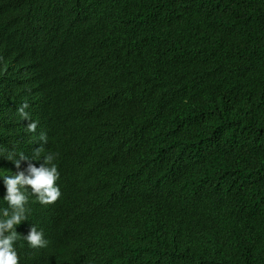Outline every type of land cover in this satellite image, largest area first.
I'll list each match as a JSON object with an SVG mask.
<instances>
[{"label": "clouds", "instance_id": "obj_1", "mask_svg": "<svg viewBox=\"0 0 264 264\" xmlns=\"http://www.w3.org/2000/svg\"><path fill=\"white\" fill-rule=\"evenodd\" d=\"M75 1L0 0V32L3 34L0 40V99L6 95L4 101L7 103L0 109V128L9 141L22 143L21 149L15 151L0 150V264H32L36 260L32 255L22 256L21 248L15 247V243L20 241L18 239L36 252L35 248H45L47 241L61 245L63 241L84 239L83 235L98 244L88 250L55 252L53 257L41 264H175L187 249L179 234L199 220L221 231L224 225H236L243 213L248 230L264 225V195H260L264 192V165L261 163L254 166L255 170L244 186L252 193L225 192L218 204L214 202L221 187L219 175L226 174L231 152L245 151L254 138H241L235 124L225 119L220 121L216 115L202 116L195 110L193 119L183 118L181 107L168 97L167 60L153 48L147 51L140 48L142 44L165 34L191 6L175 3L171 9L159 8L152 0L141 5H125L129 12L144 20L137 32L129 30L131 21L126 10L111 14V17L121 15L120 23L108 16L97 15L88 32L79 35L84 40L76 49V59L79 60L75 59L71 64L69 71L75 74L69 82L55 63L40 64L50 60L46 56L35 57L33 26L26 21L14 24L13 8L19 7L30 15L32 23L41 30L50 28L39 38L52 42L65 39V32L76 34L87 27L69 29V20L77 19L72 12L78 13ZM248 3L252 12L250 22H244L233 11L230 13L233 23L226 28L233 55L216 54L206 58L215 93L225 115L251 117L255 112L251 86L257 80H264V0H249ZM156 11L164 13L165 18L154 15ZM97 26L109 31H122L129 36L132 33L128 51L116 57L113 50L107 49L110 43L107 36L103 35L106 43L91 36ZM250 31H256V38L248 45L245 36ZM99 50L104 55H100ZM91 56L99 57L101 66L86 64ZM81 57L85 59L82 62ZM79 63L82 72L76 75ZM45 65L47 70L41 82H45L44 88L51 82L60 83L51 84L53 90L69 84L90 96V105L82 106L75 113L81 116L90 110L93 116L84 115L80 122H67L70 130L78 127V133H89L91 123L94 120L98 122L96 131L92 130L89 146L77 142L75 149L78 157L70 158V161L81 162L80 168H75L83 171L78 185L85 183L87 188L72 193L78 196L69 200L64 198L58 204L48 206L50 221L47 227L43 225L38 229L33 224L28 229L21 223L28 219V199L34 197L42 205L56 201L61 195L56 181L69 172V148L62 160L57 152L59 159L54 162L56 153L46 151L48 147L54 149L55 141L47 140L45 133H39L37 147L34 138L28 141V149L25 139L27 133L36 131V119L41 111L46 112L50 107L51 112L62 109L59 111V123L62 124L65 123L63 116L69 105L58 108V104L51 103L55 99L49 100L45 94L41 111L36 114V109L34 115H29L27 101L18 106L15 100V94L21 92L26 84L27 72L32 73L34 66ZM23 73L24 81L21 79ZM27 90L25 87L22 94L26 96ZM38 91L34 90L35 93ZM132 102L141 109L140 130L137 132L130 128L134 121L126 120L119 113L122 107L128 109ZM10 103L15 104L13 110H7ZM158 112L163 115L161 119L156 117ZM21 120L24 121L23 129ZM149 131L156 132L159 140L154 139L156 151L149 159V167L143 171L145 181L143 184L126 182L125 168L135 162L128 158V154H146L148 140L144 133ZM20 134L23 138L19 137V140L17 136ZM80 146L84 150H80ZM41 153L43 163L38 166L35 162L40 159ZM8 161L16 169L9 168ZM21 161L33 163L29 162L24 170H20ZM5 167L8 170L3 169ZM198 189L203 192L200 199L197 198ZM144 197L147 198L146 203L139 211L137 206ZM133 216L138 218L139 227L131 232L125 222ZM76 219L91 222H85L87 229L79 233L70 228L69 223L64 224ZM118 230L123 233L118 235ZM113 233L118 236L109 239ZM215 240L217 246L230 255L246 247L238 242ZM49 249L53 248L50 246ZM189 250V262L196 264V253L190 247Z\"/></svg>", "mask_w": 264, "mask_h": 264}, {"label": "trees", "instance_id": "obj_2", "mask_svg": "<svg viewBox=\"0 0 264 264\" xmlns=\"http://www.w3.org/2000/svg\"><path fill=\"white\" fill-rule=\"evenodd\" d=\"M148 0H76V9L78 11L72 12L76 15V18L69 20V29L72 27L81 29L82 26H87L82 32L73 34L65 32V39L52 42H44L39 38L40 35L46 34L50 28L40 29L34 23L30 15L25 14L21 8L14 7V24L19 22H29L32 24L35 39L33 45H35L34 55L35 57L46 56L48 60L55 63V65L63 71L67 79H70L69 70L72 61L75 60L74 55L79 44L84 40H80L81 37L76 39L75 37L87 33L90 25L95 23L97 15L108 16L111 20L121 22V15L111 17V14L120 10H126L127 18L131 21L130 31L137 32L143 23L141 17L133 15L129 12V8L125 5H141ZM157 7H165L171 9L175 3H181L186 6H191L190 9L177 18L173 26L169 28L165 34L153 38L151 41L142 44L140 48L143 51L154 49V51L163 56L168 62L169 71V89L168 97L170 100L175 101L183 112V118L193 119V111H198L202 116L216 115L222 121L225 119L227 122L235 124L239 130L240 136L243 139L254 138L249 142L245 151H233L231 152L226 167V174H220L221 187L219 192L215 196V204L219 203L222 199V195L225 192L231 193V191H237L241 195L252 193L249 189H245V184L249 182V175L255 170V165L259 163L264 165V80H257L251 86V93L253 96V104L255 112L251 117L247 116H235L229 114H223L222 105L219 102L217 94L213 86V76L209 72L206 58L216 54H228L233 55L231 47L228 44V31L226 27H229L233 23V16L230 14L232 11L244 22L251 21V6L248 3L249 0H152ZM160 19L165 18V14L159 11L153 13ZM3 19L5 18L2 15ZM107 36L110 39V43L107 49L113 50L116 57H121L128 51V45L130 44V36L128 33L122 31H109L96 27L91 36L98 37L102 43H106V39L103 36ZM256 38V31H250L245 39L247 44L250 45ZM44 48L38 49V47ZM79 60V59H76ZM253 60V58H252ZM264 70V67H263ZM77 101L83 105H90L89 100L85 96H78ZM262 106V107H261ZM122 107L120 114L126 120H133L131 130L139 131L141 123V109L135 103L132 102L128 109ZM93 116V112L88 110ZM157 119H161L163 115L158 112ZM98 120H94L89 126V133H78L77 128L72 129L70 132V125H66L67 122L62 125L67 127L65 132L78 133L76 137H81L80 143L84 142L89 146V141L92 138V130L96 131L95 126ZM57 127V125H56ZM54 127L53 129H55ZM148 140V150L146 154L136 153L128 154V158L135 161L132 165L125 168L124 181L135 182L143 184L145 177L143 171L147 169L148 162L151 155L156 151V144L154 139L159 140L156 136V132L144 133ZM57 135V133H56ZM262 137H257V136ZM256 137V138H255ZM58 138L55 140L54 147L57 146ZM6 138L5 131L0 128V150L7 152L21 149L22 143L19 141L17 144L11 142ZM19 147H18V146ZM28 147V146H27ZM69 148V147H68ZM29 149V147H28ZM58 150H61L58 152ZM62 160L64 152V146L58 149ZM84 150V149H83ZM81 188H87V184L80 185ZM260 195H264L261 192ZM78 196V194H69L65 198ZM203 196L201 190H197V198L200 199ZM132 219L131 217H129ZM133 220V219H132ZM247 218L242 213L240 221L236 225L223 226L221 231H216L211 227H208L202 220H199L194 225L183 230L179 237L181 241L187 245V249L184 254L177 260L175 264H194V261L189 262L190 250L193 249L196 253V264H264V225L258 226L252 230H248ZM139 227L138 219L135 226L129 229L132 232ZM128 229V230H129ZM123 233L118 230V235ZM116 235L115 237H117ZM194 239V240H193ZM225 242H238L242 243L246 247L238 249L234 254H228L223 252V249L217 246L216 240ZM193 240L190 244L189 242ZM189 244V245H188ZM21 254L25 256H33L34 251L22 247Z\"/></svg>", "mask_w": 264, "mask_h": 264}, {"label": "water", "instance_id": "obj_3", "mask_svg": "<svg viewBox=\"0 0 264 264\" xmlns=\"http://www.w3.org/2000/svg\"><path fill=\"white\" fill-rule=\"evenodd\" d=\"M70 16V15H69ZM3 34L1 35L0 32V40L2 38ZM81 36H76L75 38L78 39ZM84 38L81 37L80 40H83ZM31 43V42H30ZM47 46V45H43L42 47ZM100 55H104L102 50H99ZM20 55V54H17ZM74 58H78L77 55H74ZM81 62L84 61V57H81ZM100 58H95L94 56H91L90 59L86 60V64L89 65H93L96 67L97 66H101V62L99 61ZM74 61V60H73ZM72 61V62H73ZM18 62V61H17ZM15 61V63H17ZM24 63L23 61L18 62V64H22ZM54 62L51 61H41L40 64H51ZM35 70L32 73H28L27 79H26V84L24 83V85L22 86V90L27 87V95H23L22 94V90L19 93L15 94V100H17V104L18 106L21 104L22 101H27L29 107L28 112L29 115L31 114H37L41 111V109L43 108L44 104H43V97L45 94H47V97L49 100L55 99V101H51V103L53 105L56 106V104H58V108H63L65 107V105H69V109H67V113L63 116V122H70V123H74V122H80L81 120V116H84L86 113H82L81 116H77L75 112H77L78 110H80L82 108L83 105H81L78 101H77V97L78 96H85L87 97L83 92H80L78 90H75L74 88H72V86H70L69 84L64 86L62 89H51L50 86L51 84H57L60 85V83L57 82H51L48 84L47 88H44V83H41L42 81H44V71L47 70L46 65L43 66H34ZM82 70L80 69V63L77 67V72L76 75L81 73ZM75 72L69 71V82L72 81V78L74 76ZM22 81H24L25 79V75L24 73L21 76ZM56 79L59 80L58 76H56ZM81 78H78L77 80H80ZM35 85L37 86V89L39 90L38 93L34 92V87ZM44 88V89H43ZM44 90V91H43ZM57 92H60L61 94H57ZM19 94V97H18ZM21 94V97H20ZM13 97V95H12ZM90 97V96H88ZM87 97V99L89 100V98ZM19 98V101H18ZM6 100V95L5 96H1L0 102H1V109L3 107H5V101ZM10 102V99H9ZM38 104L37 110L34 113V107L35 105ZM10 108L13 110L15 107L14 103H10L9 104ZM51 108V107H50ZM49 108V109H50ZM49 109L44 112L45 110L41 111V115L39 117H37L36 121H37V139H38V135L41 132H45L46 137L47 136H51V133H46L49 131H54L55 130V134L53 136H51L48 140L49 141H55L56 138H58V143L57 146L52 150L50 147L47 148V152H54L56 153V159L54 162H56L59 159V155L57 154V150L60 149L62 146H64V152L68 149L69 147V172H66L64 175L59 176L58 180L56 181V183L59 185V189H60V193L61 195L57 198L56 201L52 202L51 204H40L38 202L35 201L34 197H31L30 199H28V203L26 205L28 211H27V218L26 220L22 221L21 223L26 225V227L29 229L33 224L38 228L41 229L43 227V225H48L49 221H50V216L49 213L47 212V207L48 206H53L54 204H58L62 199H64L67 195L76 192L77 190H82L81 187L78 185V183L81 181L80 178L83 176V171L82 170H75V168H80L81 162L80 161H76V160H72L70 161V158L74 157L77 158L78 154L76 153V149H75V144L81 140V137H76V133H67L65 132L67 130V127L64 126V128L60 129L57 125L58 122L61 121V118L59 117V111H62V109H58V112H51L49 111ZM4 112V109L2 110ZM54 117L56 118H53ZM57 125V127H56ZM21 127L22 129L24 128V121L21 120ZM54 127H56L55 129H53ZM49 130V131H48ZM73 130H70V132H72ZM57 133V135H56ZM24 134V133H23ZM23 134H20V139L23 138ZM34 133H27V138L30 141L31 139H34ZM39 140V139H38ZM40 141V140H39ZM11 143V142H9ZM33 144V143H32ZM39 143H37L38 145ZM18 146V145H17ZM19 147V146H18ZM3 151L5 149V147H2ZM79 149H83L82 146L79 147ZM11 151V149H10ZM61 150H58V152H60ZM31 154H33V152L31 151ZM29 157H31V155H29ZM37 165L39 166L41 163H43V154L41 153L40 159L36 160ZM10 163L9 168L11 169H16L15 165L12 164V162L8 161ZM31 163H33L32 161H29ZM29 162L24 163L23 161H21L20 163V167L19 169L24 170L27 166V164ZM3 169H7V167L3 168ZM18 169V168H17ZM57 169H60V167H57ZM75 170V171H74ZM74 172V173H72ZM74 174V175H72ZM147 198L144 197L143 199H141V201L139 202L137 208L139 211L142 210L144 204L146 203ZM125 202V201H124ZM56 207V206H55ZM52 209V208H51ZM81 216H83V213L81 212L80 214ZM132 219H128L125 222V225L127 226V228L129 229L131 226H133V223L135 222V226L137 223V217L133 216L131 217ZM85 222H91V220H81V219H76L73 221H68L64 224L69 223V227L70 228H74L76 231H80L79 233H81V231L87 229ZM19 230L21 229V224H19ZM60 228V227H59ZM81 229V230H80ZM131 229H129L130 231ZM63 235V234H62ZM117 234L113 233L109 239H113ZM83 238H78L73 240L72 242H67V241H63L61 243V245H53L51 243H49L47 241V245L45 246V248H35L36 252L33 254V256L35 257V261L32 264H41L43 262H45L47 259L51 258L54 256L55 252H64L65 250H68L69 253L74 252V251H78L81 249H85L88 250L91 247L95 246L96 244H98V242L95 241H89L87 239L86 236L83 235ZM20 241H18L17 243H15V247L16 249L25 247V248H29L26 244H22L21 240L22 239H18ZM52 247L53 249H49V247ZM30 250H32L33 248H29ZM80 256H75L74 258H79ZM72 259V258H71ZM27 264H31V263H27Z\"/></svg>", "mask_w": 264, "mask_h": 264}, {"label": "bare ground", "instance_id": "obj_4", "mask_svg": "<svg viewBox=\"0 0 264 264\" xmlns=\"http://www.w3.org/2000/svg\"><path fill=\"white\" fill-rule=\"evenodd\" d=\"M1 35H2V32H1ZM42 48H44V47H38V49H42ZM27 74H28V72H27ZM1 82H2V80H1ZM34 90H37L36 88L34 89ZM29 91V90H28ZM27 94V93H26ZM29 94H30V91H29ZM57 94H61L60 92H57ZM140 102H142V101H140ZM143 103V102H142ZM0 104H1V102H0ZM7 110H9V108H10V106L9 105H7ZM0 109H1V105H0ZM37 109V104H36V107H35V109L34 110H36ZM26 111H28V110H26ZM154 113V112H153ZM86 114H89V112H87ZM17 116H18V114H17ZM27 124V123H26ZM57 125H58V127L60 128V129H62V128H64V126L61 124V123H57ZM26 126V125H25ZM52 132V134H51V136H53L54 134H55V130L53 131H49V132H46V133H51ZM45 133V132H44ZM50 135L49 136H47V140L51 137ZM34 138H35V141H34V145H35V147H37V146H39V144L37 145V143H39V141L37 140V130L35 131V135H34ZM17 139H19V136H17ZM26 139V144L28 145V147H29V140H28V138L26 137L25 138ZM20 140V139H19ZM45 144V143H44ZM36 149V148H35ZM9 151V148H7V152Z\"/></svg>", "mask_w": 264, "mask_h": 264}]
</instances>
